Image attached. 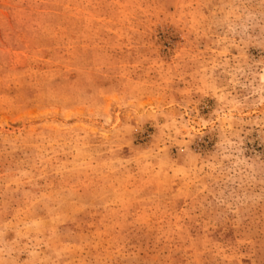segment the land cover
<instances>
[{
  "label": "rangeland",
  "instance_id": "1",
  "mask_svg": "<svg viewBox=\"0 0 264 264\" xmlns=\"http://www.w3.org/2000/svg\"><path fill=\"white\" fill-rule=\"evenodd\" d=\"M0 264H264V0H0Z\"/></svg>",
  "mask_w": 264,
  "mask_h": 264
}]
</instances>
